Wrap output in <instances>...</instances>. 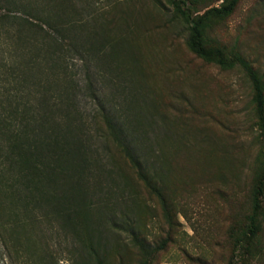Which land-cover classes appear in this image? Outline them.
I'll return each instance as SVG.
<instances>
[{"label": "rangeland", "instance_id": "1", "mask_svg": "<svg viewBox=\"0 0 264 264\" xmlns=\"http://www.w3.org/2000/svg\"><path fill=\"white\" fill-rule=\"evenodd\" d=\"M65 1L75 5L71 13L81 28L77 32L86 34L87 46L95 48L86 57L67 53V72L78 83L72 110L92 132L97 127L91 117L101 105L98 99L106 111L116 110L120 117L136 110L153 146L164 152V207L125 161H119L128 187L143 204L145 238L152 246L166 241L148 264H240L242 258L233 256L229 231L245 219L254 170L263 152L249 79L238 67L222 69L193 54L185 44L186 26L167 0ZM220 1L198 0L197 7L203 11ZM210 36L237 46L261 65L264 0H241ZM8 48L0 45V60L7 57L13 64ZM86 74L92 90L84 87ZM100 182L107 198L120 193L109 177ZM6 207L0 211V224L10 232L22 212ZM42 221L18 226L10 236L16 234L20 241L11 242L10 250L0 241V264H37L40 239L48 242L58 264L69 263L72 236ZM100 229L112 245L128 239L119 230ZM261 238L263 250L246 264H264V214ZM119 249L124 264H139L137 249L129 244Z\"/></svg>", "mask_w": 264, "mask_h": 264}, {"label": "trees", "instance_id": "2", "mask_svg": "<svg viewBox=\"0 0 264 264\" xmlns=\"http://www.w3.org/2000/svg\"><path fill=\"white\" fill-rule=\"evenodd\" d=\"M167 1L186 26L185 44L193 54L222 69L238 67L250 81L263 152L254 170L245 219L229 231L234 258L241 257L240 264H246L263 250L264 52L259 65L237 46L210 36L241 0H221L203 11L197 7L198 0ZM71 5L73 9L75 5L65 0H0V45L9 47V59L13 56V64L7 57L0 60V211L6 205L21 208L14 230L29 220H47L56 230L70 234L68 264H124L119 247L126 244L137 249L139 264H148L166 241L152 246L145 238L143 204L128 187L119 161H125L164 207V152L153 146L136 110L120 117L116 110L106 111L98 99L101 105L91 117L97 125L94 132L72 110L78 83L67 72V53L76 51L86 57L95 48L87 46L86 34L77 32L81 28L75 26ZM86 77L84 87L92 90L91 78ZM108 177L119 188L114 198L102 195L100 180ZM102 226L127 234L128 243L112 245ZM14 230L8 232L0 224V241L8 250L11 242L20 241L16 234L10 236ZM38 247L37 264H58L48 242L40 239Z\"/></svg>", "mask_w": 264, "mask_h": 264}]
</instances>
